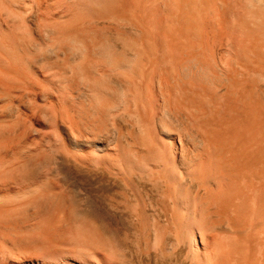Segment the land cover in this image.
Returning <instances> with one entry per match:
<instances>
[{
  "label": "bare ground",
  "instance_id": "1",
  "mask_svg": "<svg viewBox=\"0 0 264 264\" xmlns=\"http://www.w3.org/2000/svg\"><path fill=\"white\" fill-rule=\"evenodd\" d=\"M70 166L148 250L264 264V0H0V264H120Z\"/></svg>",
  "mask_w": 264,
  "mask_h": 264
},
{
  "label": "rangeland",
  "instance_id": "2",
  "mask_svg": "<svg viewBox=\"0 0 264 264\" xmlns=\"http://www.w3.org/2000/svg\"><path fill=\"white\" fill-rule=\"evenodd\" d=\"M61 178H63L61 184H64L66 191L70 189L68 192L73 196L74 204L80 206V212L88 213L102 231L115 241L119 249L120 264H188L182 250L163 254L161 251H150L137 241L129 224V217L120 204L118 205L123 199L122 193L126 192L121 183L103 173L87 174L73 166L68 170L65 169ZM139 185L143 189L150 215L158 219L162 218L154 188L144 182Z\"/></svg>",
  "mask_w": 264,
  "mask_h": 264
}]
</instances>
